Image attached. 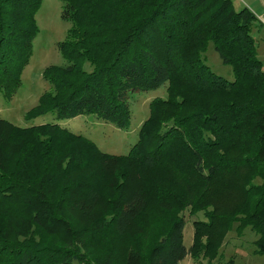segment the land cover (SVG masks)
Returning <instances> with one entry per match:
<instances>
[{
  "label": "trees",
  "instance_id": "obj_1",
  "mask_svg": "<svg viewBox=\"0 0 264 264\" xmlns=\"http://www.w3.org/2000/svg\"><path fill=\"white\" fill-rule=\"evenodd\" d=\"M65 64L27 119L93 113L128 128L129 92L165 86L125 154L56 122L0 118V264H208L236 223L264 255V69L256 14L232 0H61ZM41 0H0V92L21 83ZM233 79L202 54L209 42ZM89 64V69L85 68ZM194 219L183 243L184 210Z\"/></svg>",
  "mask_w": 264,
  "mask_h": 264
},
{
  "label": "rangeland",
  "instance_id": "obj_2",
  "mask_svg": "<svg viewBox=\"0 0 264 264\" xmlns=\"http://www.w3.org/2000/svg\"><path fill=\"white\" fill-rule=\"evenodd\" d=\"M235 8L247 6L259 21L252 27L258 57L263 62L264 69V0H232ZM63 2L61 0H41L35 12L37 33L32 41L31 54L28 63L21 73V83L16 91L7 98L0 92V118H4L18 126L37 125L46 122H56L72 132L83 134L93 140L104 152L125 154L137 141L138 129L148 116L149 101L156 97L166 96L165 86L153 90L131 91L127 101L131 109L128 128L121 129L114 124L97 118L93 113L80 114L72 118L57 119L51 112L27 119L25 113L36 105L41 93L49 89V83L43 78V70L50 64H65L58 42L64 40L70 21L61 16ZM204 62L217 74L228 80L233 79L231 66L222 62L212 42L207 45L202 54ZM89 69V64L85 63ZM185 219L183 243L188 248L192 242L194 219H204L201 212L190 215L186 209L182 212ZM236 223L227 233L220 248V254L211 264H264V255L254 252L256 233L245 227L242 231L236 229ZM178 264H208L206 259L199 261L187 254Z\"/></svg>",
  "mask_w": 264,
  "mask_h": 264
}]
</instances>
